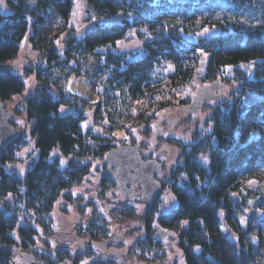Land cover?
Instances as JSON below:
<instances>
[{"label": "trees", "instance_id": "1", "mask_svg": "<svg viewBox=\"0 0 264 264\" xmlns=\"http://www.w3.org/2000/svg\"><path fill=\"white\" fill-rule=\"evenodd\" d=\"M86 2L94 17L104 19L81 37L73 34L66 37L62 57H58L54 41L41 48L48 69L40 74L58 87L57 96L44 84L24 97L25 117L32 121L30 132L35 136L38 157L20 176L2 167L14 157V144L0 149V196L12 193L13 201L36 217L46 234H50L46 218L58 197L79 184L89 170V164L81 159L102 158L113 147L105 132L82 130L81 122L86 121L83 113L60 112L61 104H88L62 90L58 79L64 65L70 62L84 67L92 86L98 90L90 120L99 123L106 117L113 123L118 113L128 115L136 109L140 111L134 115L136 120H148L146 111L155 115L154 109H163L178 97L176 90L189 81L200 65L202 59L194 49L201 47L209 53L208 59L202 60L206 61L204 79L234 80L240 94L231 100L215 101L207 116L209 131L201 135L203 141L184 147L181 163L172 170L168 184L176 204L166 212H159L153 199L139 214L131 206L120 208L118 216L128 220L136 215L143 227L144 237L131 245L133 252L141 251L144 255L159 246L152 237L155 223L163 233L167 230L175 233L184 264H264V217L243 213L247 207L264 208V203L258 200L249 204L257 193L247 187V182L263 176L264 0H122L124 6L118 0ZM72 3V0H4L8 10H0V63L14 58L24 40H33L37 26L46 24L50 12L62 20L66 32ZM124 7L135 12L131 18L110 21ZM137 17L141 18L137 21ZM141 22L152 34L148 39L140 36L142 53L129 57L127 53L113 51L116 41L126 38L129 30ZM206 27H215L219 32L194 40L187 37ZM137 32L141 35L140 30ZM165 62L172 64V71L159 70ZM249 62H255L250 73L239 67ZM226 66L232 68L230 75L223 73ZM24 88L18 75L0 72V101ZM247 94L255 95L250 105L242 100ZM140 98L145 102L138 104ZM178 99V103L188 100ZM152 100L156 101L155 106ZM55 146L68 157L65 166L57 158L49 159ZM201 154H206V164L201 162ZM100 184L105 189L114 187L107 175L101 177ZM114 208L117 209L111 206ZM18 219L17 214L0 212V264H10L13 244L25 252L35 246L37 229L27 223L17 224ZM241 219L245 223H240ZM185 220L189 222L187 225L183 224ZM15 225L18 238L11 234ZM107 230L103 216L96 222L90 220L82 232L90 239L101 240L107 237ZM45 243L48 244L47 240ZM48 251L46 254L34 250L38 263L78 264L85 256L64 245ZM105 261L93 258L87 264H107Z\"/></svg>", "mask_w": 264, "mask_h": 264}, {"label": "rangeland", "instance_id": "2", "mask_svg": "<svg viewBox=\"0 0 264 264\" xmlns=\"http://www.w3.org/2000/svg\"><path fill=\"white\" fill-rule=\"evenodd\" d=\"M118 1L121 6H124L122 0ZM72 2L73 6L67 22L68 30L66 32L63 31V22L59 19L58 15L55 12H50L46 24L37 26L33 40L31 42L24 40L14 58L0 63V72H12L18 75L25 84V88L22 92L15 93L11 98L2 101L5 109L13 112L10 123L14 128L22 130L21 137L11 142V144H14V157L7 163L2 164L5 171H16L18 175L22 176L26 168L30 167L33 161L38 157L39 151L35 143V136L30 132L32 121L25 117L24 96L30 94L44 84L50 86L48 87L50 88V92L54 96H57L58 87L53 85L52 82L46 81L47 78L42 77L40 74L45 69H48V60L46 56L40 52L41 48L50 41L56 43V41L59 40V44L56 43V46L60 53L58 57H62L64 56L63 48L65 46L64 41L66 37L70 34L81 37L89 29L94 27L97 23H101V20L104 19H97L96 17L95 20L92 19L94 16L88 11L86 0H72ZM0 10L2 12L8 10L4 4V0L3 4H0ZM134 13L132 8L124 7L122 11L111 17L110 21H119L122 17L126 16L131 18V15ZM138 18L141 17H137V21L139 20ZM148 29V26L142 22L133 26L132 29L129 30L127 37L120 41L119 45L115 44V46L112 47L113 51L127 53L129 57L142 53V38L140 36L145 37V39L150 38L152 34ZM209 29L210 35L219 32L215 27ZM137 30L141 31V35ZM201 32L202 30L197 32V34ZM197 34H189L187 37L194 40L198 37ZM197 54L200 56L199 59L202 60H207L209 56V53L207 56H203L201 53ZM49 63L52 64L53 60ZM170 65L172 66L171 63L165 62L159 70L172 71L173 67H170ZM13 66H16L15 70ZM205 66L206 61H203L201 65H197L189 81L176 90L178 97L173 98L172 102L165 108L156 110L154 107H151L154 109L153 112H155V115H150L151 112L149 110L146 111L148 120H136L134 115L140 112L139 109H136L128 115L123 112L118 113L119 116H115L117 119L113 123L106 117L101 118V122L99 123L95 120H90L93 103L98 96V90L96 87L92 86L89 76L85 74L84 67H78L74 65V63L71 64L69 62L68 65L63 66V70L59 74L61 79H58V83L67 96H76L88 102L87 105L78 103L75 104V106L61 104L66 111L76 110L85 115L86 121L82 120L81 122L84 132L89 130L94 133L105 132V134L109 136L113 146L125 143L138 144L139 153L144 157L152 156L154 152L158 148L163 147V145L170 146V153L165 158L161 171L155 175L163 183L162 190L159 195L154 198L159 212H166L176 204L168 184L171 179L172 170L177 164L181 163L185 151L184 147H189L197 141H203L201 135L209 131L207 116L215 100L203 103L198 113L195 114L187 113L184 108V105L193 97L196 88L200 85L209 83L203 76ZM252 66L253 62L239 65V67L247 69L248 73L252 71ZM231 69V67H226L223 73L225 75H230ZM163 81L166 82L167 80L164 79ZM224 84L226 91L224 99L231 100V98H235L236 95L240 94V92H237L238 84L236 82H231L227 79L224 80ZM161 89L164 90V86ZM217 92H219V90H217ZM243 93H245L244 90ZM166 96L168 97V95ZM178 98H188V100L186 103H178ZM139 100L138 104L145 102L143 98ZM155 100L151 101L154 106ZM21 121H23V123H21ZM83 122H86V125ZM157 128H160L158 133H156ZM133 129H135V131H133ZM199 157L203 164L207 163V158L204 159L206 154H201ZM53 158H57L61 166H65L68 160V157L61 153L58 146L53 147L49 152V159ZM99 159L100 158L81 159L83 162L89 164V170L79 184L72 186L69 190H65L58 197L53 210L46 218V224L49 225L51 231L50 234H46V230H43L40 223L36 220V217L31 216L28 211L13 201L15 197L12 193H10V198H8L9 193L0 196V212H3L5 215L7 213L17 214L19 217L17 224L27 223L37 229L38 237H36L35 246L28 251V253L34 255V250H36L47 254L49 249L53 252L55 248L64 245L71 250L78 249L80 251L79 254L85 255L78 264L93 258L104 259L107 264H184L182 252L177 244L175 233L169 230L163 233V231L157 228L155 223L152 224L154 230L152 237L155 241L159 242V246L151 249V252H147L144 255L141 251H132L131 245L135 243L134 241L144 237L143 227L136 218V215L134 218L123 220L118 216V210L122 207L132 206L137 214H139L148 206V202H144L140 199L139 187L136 186L137 192L133 197L128 199L123 198L115 186L108 189L102 187L100 184L101 178H96L94 176L95 172L98 170L97 162ZM61 161H63V163H61ZM262 169L263 176L261 178L251 180V184L247 182V187L255 193H260L264 190V165ZM92 191H95L96 195L93 199H88L86 195ZM73 193H75V195H73ZM111 206L117 209H111ZM251 212L258 217H264V208L261 209L260 207H256L252 209V207H247L243 209V213L246 215H250ZM103 216L108 223L107 236H112L114 233H118L120 236L115 243L100 250L92 245L96 240L90 239L89 236L84 235L82 230L90 223V220L96 222ZM16 225L14 229L11 230V234L13 237L18 238ZM88 239L89 242L87 244L79 243V241L85 243ZM46 240L48 244L45 243ZM24 252V250L20 251L18 245L13 244L10 250V257L20 262V255ZM61 264L71 263L69 261H64Z\"/></svg>", "mask_w": 264, "mask_h": 264}, {"label": "water", "instance_id": "3", "mask_svg": "<svg viewBox=\"0 0 264 264\" xmlns=\"http://www.w3.org/2000/svg\"><path fill=\"white\" fill-rule=\"evenodd\" d=\"M202 64V62H200ZM14 70L16 66H13ZM217 90H220L217 93ZM224 85L219 80L200 85L188 104L184 106L189 113H198L203 102L209 100H222L224 98ZM255 101V96L248 94L244 97V103L247 105ZM12 111L6 110L0 101V149L10 144L21 135V129H16L10 123ZM160 131L157 128L156 133ZM169 146H163L156 150L155 155L165 158L169 153ZM101 168L95 173V177L108 175L111 177L115 187L124 198H131L135 194L134 184L140 186V199L149 202L154 199L161 191L162 184L155 177L161 170L162 161L152 157H142L138 150V144H121L108 149L103 157L97 162ZM88 199L95 197L92 191L86 195ZM236 197V194L234 195ZM255 200L264 202V190L253 197ZM250 203V204H252ZM120 234L114 233L112 237L97 241L94 245L99 249H104L108 244L116 242ZM83 244V241H79ZM12 264H39L35 257L29 253H23L20 256V262L16 259H9Z\"/></svg>", "mask_w": 264, "mask_h": 264}, {"label": "snow or ice", "instance_id": "4", "mask_svg": "<svg viewBox=\"0 0 264 264\" xmlns=\"http://www.w3.org/2000/svg\"><path fill=\"white\" fill-rule=\"evenodd\" d=\"M0 4H3V0H0ZM92 19L95 20L96 18L92 17ZM197 35L206 38L208 35H210V29L206 27V28H204L202 30L201 33H198ZM56 43L59 44V40H57ZM116 43L119 45L120 41H116ZM197 51L200 52L203 56H207L208 55V53L205 52L202 48H197ZM253 63H255V62H253ZM170 67H172V66L170 65ZM226 67H231V66H226ZM60 111L64 112V111H66V109H64L63 106H61ZM209 119H210V117H209ZM21 123H23V121H21ZM83 123H85V125H86V122H83ZM210 127H211V125H210ZM133 131H135V129H133ZM118 135H122V134H118ZM125 138H127V137H125ZM204 159H206V157H204ZM61 163H63V161H61ZM251 183L252 182L249 181V184H251ZM73 195H75V193H73ZM110 195H111V193H110ZM233 195H235V193H233ZM10 197H11V194L9 193L8 194V198H10ZM249 203H252V201H249ZM89 211H91V210H89ZM188 223L189 222L187 220L183 221V224H185V225H187ZM240 223L243 224V223H245V221L243 219H241ZM196 247H197V249L199 248L198 245ZM81 264H87V261H82Z\"/></svg>", "mask_w": 264, "mask_h": 264}, {"label": "flooded vegetation", "instance_id": "5", "mask_svg": "<svg viewBox=\"0 0 264 264\" xmlns=\"http://www.w3.org/2000/svg\"><path fill=\"white\" fill-rule=\"evenodd\" d=\"M154 156H155V155L153 154L152 157H154ZM158 159H160V158H158ZM136 185H137V184H136ZM137 186H138V185H137Z\"/></svg>", "mask_w": 264, "mask_h": 264}]
</instances>
